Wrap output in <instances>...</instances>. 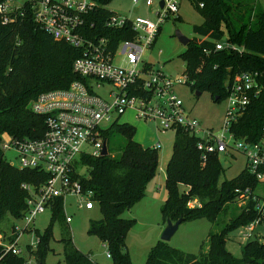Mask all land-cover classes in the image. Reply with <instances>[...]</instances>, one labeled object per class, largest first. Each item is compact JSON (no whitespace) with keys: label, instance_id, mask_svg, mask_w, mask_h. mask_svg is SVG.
<instances>
[{"label":"trees","instance_id":"obj_1","mask_svg":"<svg viewBox=\"0 0 264 264\" xmlns=\"http://www.w3.org/2000/svg\"><path fill=\"white\" fill-rule=\"evenodd\" d=\"M109 1L98 0L101 5L96 11L94 28L100 33L109 31L104 28V20L112 12L104 6ZM190 1L203 20L192 26L200 37H191L178 54L185 63L187 83L199 93L208 91L214 101H219L227 95V82L234 73L260 72V90L251 95L229 126L234 137L256 141L264 127V10L255 0ZM114 32L115 41L122 28ZM219 41L224 44L217 48ZM78 52V48L53 38L29 13L8 23L0 21V141L4 133L18 137H38L43 133V115L28 107L29 100L43 90L65 87L79 77L71 66ZM135 131L136 126L129 122H113L104 136L108 149L112 135L125 138L120 154L80 155L87 167L81 177L83 187L92 190L101 212V217L89 220L87 231L106 243L113 264H132L125 238L135 219L121 214L144 196L146 182L158 165L157 146L142 145L133 138ZM197 140L198 136L183 128L175 129L172 151L165 164L167 195L160 207L162 218L166 222L167 218L181 217L183 221L204 217L221 223L220 229L210 228L197 252L184 251L158 239L149 248L144 264H264V241L247 239L240 256L226 246L229 232L256 216L251 199L238 204L237 211L230 208L239 203L235 188L249 185L254 190L259 179L245 165L235 176L220 180L224 168L218 153H208L203 161ZM46 177L42 169L10 164L0 145V221L7 214L19 219L29 195L23 183L39 184ZM181 184L186 189L181 190ZM194 199L195 203L189 204ZM228 211L230 215L225 218ZM56 218L65 220L60 197L54 201L43 231L34 228L37 242L33 255L37 264H46L44 258L51 249L49 240ZM10 226L11 241L18 232L14 223ZM60 240L65 264H99L89 252L74 244L69 231L62 233ZM2 249L0 244V264H29L24 254H2Z\"/></svg>","mask_w":264,"mask_h":264},{"label":"built area","instance_id":"obj_2","mask_svg":"<svg viewBox=\"0 0 264 264\" xmlns=\"http://www.w3.org/2000/svg\"><path fill=\"white\" fill-rule=\"evenodd\" d=\"M145 3L149 7L155 5L151 8L155 18L139 15L132 18L112 11L104 20V28L109 29L105 34L94 28L96 11L101 5L98 0L0 1V21L8 23L29 13L53 38L79 50L71 63L79 77L65 87L43 90L29 100L28 107L43 115V133L38 137L4 133L7 139L2 136L0 141L4 152H14L17 161L6 158L10 164L47 173L39 184L23 183L29 193L27 207L20 217L23 226L34 223L35 216L46 208L51 210L58 197L68 223L72 220L67 212L69 205L87 209L94 206L92 190L84 188L81 181L84 173L78 168L82 162L80 155H101L105 130L113 122H121L120 117L127 110L142 120H153L162 131L181 127L198 136L197 148L203 161L208 153L240 151L246 157L249 172L258 179L264 178V127L256 141L236 138L229 129L251 95L260 90L257 81L260 72L234 73L227 82L221 128L216 132L203 127L185 109L174 90L176 84L187 82L186 73L166 74L161 67L142 59L143 51L154 44L163 21L179 15L180 0H163L162 5L160 0ZM116 28H122V33L114 41ZM216 47H222V42H217ZM154 145L158 146V141ZM235 192L239 204L251 199L256 208L255 218L237 228L238 236L244 242L249 238L260 240L261 231L257 227L264 223V196L256 194L249 185L237 186ZM19 234L18 231L7 243L0 241L2 254L7 251L23 254ZM106 255L110 256L108 250Z\"/></svg>","mask_w":264,"mask_h":264},{"label":"rangeland","instance_id":"obj_3","mask_svg":"<svg viewBox=\"0 0 264 264\" xmlns=\"http://www.w3.org/2000/svg\"><path fill=\"white\" fill-rule=\"evenodd\" d=\"M264 10V0H255ZM111 11L126 14L132 18L139 15L140 17L155 18L151 12V7L147 6L145 0H110L104 5ZM179 15L170 16L163 21L161 29L157 35L154 44L146 48L142 53V59L150 61L154 66L161 67L166 74L177 75L184 72L185 63L178 55L185 48V45L178 39L175 29H179L188 37L198 36L192 30L193 24H200L203 20L202 15L193 6L190 0H180ZM224 44V41H220ZM161 52L158 53V50ZM178 97L182 100L185 109L196 117L203 127L219 131L224 121L226 111V99L214 101L208 91H202L199 94L195 89H191L186 83H178L174 86ZM120 121H126L136 126L134 139L142 145H154L158 141V165L155 174L146 182L145 193L128 209L122 212L124 217H133L135 222L132 224L126 234V248L128 249L132 264H144L146 254L149 248L161 238L162 230L166 224L163 221L161 213V204L166 198L167 191L164 185L165 164L172 151V142L175 131L171 128L161 130L157 128L153 120H142L133 115L131 110L124 112ZM7 139V135H3ZM125 138L119 134H114L110 138L108 153L117 156L121 152V146ZM108 148V146H107ZM8 160L16 163L17 159L14 152L6 150L4 152ZM221 164L224 168L220 175V180L230 178L238 174L245 166L246 157L240 151L233 153L221 152ZM81 172L85 173L87 167L83 162L78 165ZM186 185H180V189H186ZM187 187V186H186ZM254 192L264 196V178L259 179ZM71 197H68L70 200ZM195 199L189 204H194ZM237 203V202H236ZM238 204L230 208L238 210ZM67 212L71 214L72 220L68 223L65 220L55 219L52 226V235L49 240L51 249L47 250L44 261L46 264H65L63 255V244L60 240L62 233L70 232L74 244L82 251L89 252L92 258L96 259L99 264H113L110 256L106 255V243L100 240L97 235L87 231L89 220L101 217L99 207L94 204L92 208H78L73 205L67 207ZM230 215V211L225 214V218ZM51 217V210L46 208L38 213L34 218V223L24 225L19 218H13L7 214L0 221V241L7 243L9 237L13 235L11 223H14L15 230L19 231L18 242L23 247V254L29 264H37L33 249L36 244V231H43ZM221 223H212L202 217L197 219L183 220L179 223L177 229L172 234L168 243L184 251L197 252L203 239L206 238L210 228L219 230ZM261 231L260 240L264 241V223L259 225ZM26 229L25 231H21ZM238 229L229 232L226 241L227 248L235 255H241V246L244 242L238 236ZM33 239V243L30 241Z\"/></svg>","mask_w":264,"mask_h":264},{"label":"water","instance_id":"obj_4","mask_svg":"<svg viewBox=\"0 0 264 264\" xmlns=\"http://www.w3.org/2000/svg\"><path fill=\"white\" fill-rule=\"evenodd\" d=\"M162 3L163 0H160V5H162ZM175 34L184 45L190 40V37L183 34L179 29H175ZM196 93L199 94V91H196ZM107 153H108V148H107V141L105 139L103 142L101 155H106ZM181 221H182L181 217H178L175 220H172L171 218H167L160 239H163L165 241L169 240Z\"/></svg>","mask_w":264,"mask_h":264},{"label":"crops","instance_id":"obj_5","mask_svg":"<svg viewBox=\"0 0 264 264\" xmlns=\"http://www.w3.org/2000/svg\"><path fill=\"white\" fill-rule=\"evenodd\" d=\"M231 153H233V152H231ZM230 153V154H231ZM220 157V156H219ZM164 178H165V174H164ZM182 186H184L183 184H182ZM185 188H186V186H185ZM146 194V193H145ZM92 257V256H91ZM94 259V258H93ZM96 262H98L96 259H94ZM99 263V262H98Z\"/></svg>","mask_w":264,"mask_h":264}]
</instances>
